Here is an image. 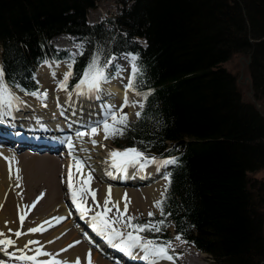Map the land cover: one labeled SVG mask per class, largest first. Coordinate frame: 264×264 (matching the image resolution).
Listing matches in <instances>:
<instances>
[{
  "label": "trees",
  "instance_id": "obj_1",
  "mask_svg": "<svg viewBox=\"0 0 264 264\" xmlns=\"http://www.w3.org/2000/svg\"><path fill=\"white\" fill-rule=\"evenodd\" d=\"M94 1L0 0L7 79L33 87L25 81L30 64L61 32L90 31L86 39L102 55L134 50L136 89L150 94L120 140L157 154L169 142L178 159L163 199L165 226L154 235L165 234L169 219L213 264H264V182L250 177L264 166V118L222 65L250 54L253 96L264 105V0H134L118 23L128 37L144 38L143 49L86 26Z\"/></svg>",
  "mask_w": 264,
  "mask_h": 264
},
{
  "label": "snow or ice",
  "instance_id": "obj_2",
  "mask_svg": "<svg viewBox=\"0 0 264 264\" xmlns=\"http://www.w3.org/2000/svg\"><path fill=\"white\" fill-rule=\"evenodd\" d=\"M129 59V63L131 65V74L129 76V82L125 86L126 94L124 106H128L129 101L127 98L128 91H135V80L138 74H140V69L136 64L138 57L134 55H129L127 57ZM115 59L114 57L104 61L101 63L100 54H95L86 65L83 70L78 82L74 86L73 91L77 95H88L90 93H98L101 91V85L110 80V77L106 74V67L111 64V60ZM75 63L74 55L71 58L70 62H68V71L64 74L62 80L57 83V87L59 90L65 91L68 93V99L70 100L72 97V92L68 91V82L73 76L72 66ZM121 71V69L117 68V74ZM3 70L0 69V120H3L5 116H10L11 112H5L3 109L5 106L12 107L13 101L17 103H22L19 101L18 97H14L10 92L8 86L3 81ZM55 73H53V76ZM21 91H24L21 89ZM26 95H31L34 97L47 99V92H25ZM137 95H141V93L137 92ZM150 93H144V98H147V95ZM46 107V104L44 105ZM141 108L143 104L139 105ZM106 109V113L104 118L98 122L87 125V131H77L75 133L77 138L81 140L88 136L91 144L95 147L97 145V141L92 138L95 135L99 134L100 130L104 132V139H115L119 136H123L124 131L128 127V117L127 114L122 112L121 110H115L112 105H104ZM138 117L140 113L136 114ZM65 142L67 143L69 149V155L72 156V159L75 163L76 170L79 172L82 168L85 167L86 162L73 155L74 146L72 143V137H66ZM81 151L87 152L88 149L82 148ZM6 160L8 158H5ZM177 161L175 158L171 159H163L157 160L155 157H146L143 152L139 151L137 148H128L124 150H112L108 153V156L105 160V164L108 167L115 169L116 171L126 174L128 168H138L139 170H144L150 165H156L159 169L160 167H165L169 164H175ZM9 163V174L11 177L12 173V160H8ZM73 165H69L68 168V183L67 189L70 195L71 201L73 205H75L76 209L81 213L82 216H88L89 212L94 214L91 215V228L101 237H103L106 243L117 250H119L124 255L129 258H135L139 255L140 259L143 261V264H161V261H168L169 264H174L175 257L171 253V242L170 241H162L158 239L154 234L159 233L163 230L165 226V221L163 219L159 221L153 222L151 219L154 217V213H149L150 219L144 223L139 222V218L136 216H132L128 214V204L130 201L127 198V194L125 193L122 200L124 202L123 210L120 209L119 201H113L111 199V186H109L106 196L101 206L96 201V192L90 188L91 181L93 179L91 171L88 172L87 179H82V182L79 186H74L73 184ZM17 171V179L20 177L18 175L19 169ZM105 175L110 178H115L113 176V172L109 171L108 168L105 170ZM165 180L170 183L169 176H165ZM163 195V194H162ZM33 202L31 207H35V203ZM87 196H91L94 207L89 208L86 207ZM163 200H158L154 202V207L159 208L161 211V216H164L163 212ZM97 209H100L99 211ZM27 213L21 214L19 219L21 225H23L25 216ZM57 222L61 221L63 218L56 217L53 218ZM45 223H49L46 221ZM43 225L38 226L36 228L29 229V233H42L46 231ZM9 232H12L9 229ZM145 233H147L152 238H145ZM17 238L25 233L21 231H16L13 233ZM176 239H181L180 236H177ZM53 241H49L52 243ZM76 243H79L78 241ZM29 245H38L35 248H30ZM9 247H15V241L10 238H6L5 234L0 232V252H3L10 259L19 261L20 264H68L67 261H61L56 257L59 254H52L45 252L43 250V246L40 245L39 241H29L28 244L25 245V249L33 252V255H28L25 252V249H16V252L20 253L19 255L16 252H9ZM69 247H74V245H70ZM61 251H67V249H62ZM39 257H49L48 260H41ZM3 264V262H0ZM75 264H80L79 258ZM87 264H91V256L90 253L87 257Z\"/></svg>",
  "mask_w": 264,
  "mask_h": 264
},
{
  "label": "bare ground",
  "instance_id": "obj_3",
  "mask_svg": "<svg viewBox=\"0 0 264 264\" xmlns=\"http://www.w3.org/2000/svg\"><path fill=\"white\" fill-rule=\"evenodd\" d=\"M54 72H56L57 74H60L61 70H54ZM39 77H40V79L44 85H45L46 81H50V83H51L50 87L52 89H55L53 86L55 85V83L57 85L56 81L58 78H56L55 76H51L50 78L47 79V78L42 77L41 75ZM121 87L122 86L119 84V80H112L111 82L106 83V90H108L107 93H109V94H107L108 99L105 98L104 100L101 98V96H103L104 94H101L100 92L90 93L88 95L74 94V95H72L71 99L69 100L68 96H64L59 91L55 90L54 96H53L54 98H52V102L51 103L44 102V103H42V105L46 104V107L50 106L49 108L46 109V110H49L50 113H55V111H54V108H55L56 113H58L59 115L62 113L63 115H65L67 117H72L75 119H76V115L80 116L81 118L84 116L85 121L88 120L89 122L93 121L95 119H98L100 116H102L106 113V109L104 108V105H106V104L112 105L115 110L124 108L128 111V113L131 114V112L135 109V100H134L133 96L127 92V98H128L129 104H128V106H124L126 89L121 88ZM113 97H114V99H111ZM86 100H90V101H86ZM35 102L36 101H34V100L30 101V103H31L30 105L35 106ZM26 107H28V106L26 105ZM70 113H72L74 115L69 116V115H71ZM68 120L71 121L70 119H68ZM64 123L65 122H63L62 124H64ZM65 124L68 127L70 126V123L67 121ZM80 124L83 125L84 121ZM46 130H47V127H46ZM75 130L77 131L78 129H75ZM102 135H103L102 130H100L99 134L95 135L94 138L97 142L102 143V145L106 146V144L108 145V143H107V141H104V138ZM28 136L33 137L30 135H28ZM75 138H76L75 139L76 143H74V144H75V146L77 145L80 148H78V150H79L78 154L73 152V155L77 156L78 158L82 157V159L84 157H87L86 159H88V161H90L89 164L93 163L92 168H96L97 170H99V172H101V173H99V172L94 173V174H96V175H93L94 176L93 178H95V180L94 179H92V180L93 181H99V183L101 184V185H94V189H96V190L98 189L97 194H99V196H100L99 198H100L102 203L104 202L106 192H107L109 186H111V199L113 201H119L120 202L119 205H121V206L124 205L122 197H124L125 193L127 194V198L131 203L130 206L131 207H133L134 205L140 206L141 209H146L154 201H156L159 198V196L161 195V192H162V182H161L162 176H161V174L157 173L154 169H151L148 171L144 170L143 172H141L140 170H136V172H132L130 170H127V173L123 174V173L116 171L115 169L110 168L109 171H112L113 176L115 177V178H110V177L105 175V172L103 173V171L106 170V168H108L105 165V160L104 159L97 160V159H101L102 155H100V154L102 153V151H101V149L97 148L96 146L101 148L102 147L101 144H97L94 147L91 143H87L89 140L88 136H85L82 140L80 138H77L76 136H75ZM77 140H79V141H77ZM82 148H86V149H88V151L87 152L81 151L80 149H82ZM93 149L98 150L101 153L98 154L99 152L96 153L95 151H92ZM74 150H75V148H74ZM61 154L63 155V153H61ZM66 155H69V153L65 154V156ZM87 155L92 156V158H89ZM6 156L9 159L13 160V158H11V156H13V155H11L9 153H5L3 151H0V170L3 171V174L5 172L3 163L6 161V159H5ZM16 158L23 161L24 167L25 166L28 167L27 173H28L29 178L27 177L28 179L26 180L28 190L31 191L32 188H38V187H40V185L41 186L43 185L46 188V192L43 194L42 198H40L38 200V202L35 203V207H31V205L33 204V202L37 201V199L39 197H35L32 202L27 201L26 208H24V207H19V208H17V207H5V208L0 207V227L2 228L1 232H3L4 229H7L8 233H11V232H9V229H11L12 232H16V231H20V229L22 227L21 232L25 233V234L21 235V237L18 238L17 240H13V241H15V248L16 249H25V245H26L25 243H28L29 241L35 240V241H39L40 245L44 246L43 250L45 252L52 253L54 255L60 254L62 249H64L68 245H71V244L73 245V242L78 241L75 238L79 239V237L77 235V233H78L77 230H79V228H81V227H76V229H73V220H75L76 218L69 216V213H68V210H70V209L75 210L76 207L70 208V209H64V206H63L62 194H61V190L59 187L62 186V183H65L68 181V177H66V181L64 182V178L62 175L63 171H60L61 173L58 172L61 162H58L56 160V158H53L51 156H48V155L29 156L25 153V154L18 155V156L14 155V160H16ZM2 159L4 162L2 161ZM26 159H27V161H26ZM63 163H65V167L67 169L69 168V165H73L72 171H73V184H74V186H78L79 183L81 184L82 179H87L89 168L87 171V168L84 167L78 172L76 170L75 163H74L73 159L70 157L68 158V156L65 158V160H63ZM56 165H58V171L56 170ZM85 166H86V164H85ZM160 169H161V171L163 170L164 174H165V168L160 167ZM60 170H61V168H60ZM31 171L36 172V174H37L36 177H35V175L30 177ZM37 171H39V172H37ZM91 174H93V172ZM164 174H163V176H164ZM158 175H159V177H158ZM153 176L156 177V180L154 182H152V184L150 186L138 187L137 189L133 187V186H140L144 183H147V182H142V181L146 180V179L151 180V178ZM59 177H61V180H60L61 183L58 179ZM1 181H3V176L0 177V182ZM122 183H126L128 185L122 184ZM135 183H139V184H135ZM59 184H61V185H59ZM125 186L128 188L124 189L123 187H125ZM2 196L3 195L0 193V198ZM14 199L20 200L19 198H13V200ZM63 199H70L69 193H66L65 197H63ZM10 200H12V198ZM42 204H43V207L41 209ZM56 205L58 207L57 210H55ZM40 209H41V211H39ZM4 212H9L12 214L16 213L18 215L17 222L15 224H8V225L1 222L2 216L4 215ZM27 212H29L27 217H26L27 219L25 218L23 225H21L19 217L21 214H24ZM35 212L38 213L39 215H36ZM56 217H60L63 219L61 221L57 222L55 219H53ZM35 219H36V221H35ZM46 221L50 222V224L45 223ZM55 224H56V226H58V225L59 226L61 225V226L58 228H53V227H55L54 226ZM41 225H43V227L45 229H47L46 231H44L47 233L46 235H43L44 232H42V233L38 232L35 234L29 233V231H28L29 229L36 228V227L41 226ZM23 227H25V229H23ZM51 228H52V230H50ZM68 231H70L69 235L62 237L63 236L62 234H64L65 232H68ZM87 236L91 237L88 234L84 235V238H83L84 244L85 243L87 244L89 242V240L85 239ZM58 238H60V241L58 243H52V244L49 243V241H54ZM26 241H28V242H26ZM87 245H88L87 247L76 248L75 251L70 256H66L63 258V257H60V255H58L56 258L61 260V261H67L68 264H75V262L77 261V258H79L80 264H85V263H87V257L89 254V253H86V251L93 250V249H91V248H93V246L91 247V244L90 245L87 244ZM34 246L35 245H29L28 247L30 249V248H34ZM174 248L182 249L185 247H182L179 245H177V246L174 245ZM185 250L188 254L187 255L188 259L185 258L186 259L185 264H195L198 257H199L198 256L199 254L197 255L198 252L190 246L185 248ZM25 252L28 255H33V252L29 251L28 249H25ZM81 253H82V261L80 260ZM19 254L20 253H18V255ZM90 256H91V264H111L107 260L102 258L100 255H98V253H96L95 250L93 251L92 255L90 253ZM39 259L48 260L50 258L49 257H39ZM131 259L136 264L138 262L143 264V261L140 259L139 255H137L135 258H131ZM180 260H182V258ZM182 262H184V261L182 260ZM161 264H169V262H165V263L161 262Z\"/></svg>",
  "mask_w": 264,
  "mask_h": 264
},
{
  "label": "rangeland",
  "instance_id": "obj_4",
  "mask_svg": "<svg viewBox=\"0 0 264 264\" xmlns=\"http://www.w3.org/2000/svg\"><path fill=\"white\" fill-rule=\"evenodd\" d=\"M118 2H119V0H99L98 2H97V5H96V7L94 8V9H91V11L89 12V15H90V17L92 18L93 17V22H97V20L99 19V17L97 16V13L100 11V10H102L103 12H105V13H103L102 15H100V17H102V16H104L108 11L109 12H112L113 10H114V8H115V6H118V9H119V5H118ZM115 13H117V12H115ZM114 14V13H113ZM105 17H107V15H105ZM57 42H56V44L57 45H60V46H64L65 44H67V39H65V38H58L57 40H56ZM139 42H141V41H139ZM142 43V42H141ZM57 49H60V48H58L57 47ZM66 48H62V49H60V50H65ZM1 51V50H0ZM246 55L247 54H239V53H237V54H234V55H232L231 56V58L229 59V61L226 63H222V65L224 64V66L230 71V72H232L233 73V75L235 76V79H236V84H237V87H238V89L240 90V92H241V95H242V97L244 98V99H246V100H250L249 98H250V90H249V88H250V80H249V69H248V64H247V58H246ZM128 56H119V57H114L115 59H112L111 60V64L110 65H108L107 67H106V74L110 77V79H113V78H115V79H118L119 80V82H123V84L125 85H127L128 84V82H129V76H130V74H131V67H130V65H129V59L127 58ZM50 62H52L51 60H49V62L48 63H50ZM61 64V66L60 65H56V66H52V65H47L45 68H46V70H44V72H42L43 70H41L40 72H42L41 74H39V76L41 75L42 77H44V78H50L51 76H53V75H51V74H53V73H55V77H56V72H54V70H61L62 71V66H64V64H62V63H60ZM65 67H66V65H65ZM117 68H119V69H121V71L117 74ZM69 69H68V67H66V69H64V71H63V73L60 75V77L58 78V79H60V80H62L63 79V77H64V74L68 71ZM110 70V71H109ZM57 78V77H56ZM38 79V81H39V78H37ZM57 79V80H58ZM112 80H109L108 82H111ZM40 82V81H39ZM108 82H106V83H108ZM48 83H50V81H46L45 82V85L46 84H48ZM106 83H103L102 85H101V88H103V86H105V88H106ZM125 85V86H126ZM43 86H44V84H43ZM51 85H47V87H50ZM58 90V89H57ZM47 92V95H50L49 96V100H50V103L52 102V98H54L53 96H54V91L52 92V90L51 89H46V90H43V89H41V92L40 93H43V92ZM61 94H68L67 92H65V91H62V90H58ZM69 91V90H68ZM70 92V91H69ZM100 93H101V91H99ZM75 94V92L72 94V95H74ZM132 96H133V98H134V100H135V106H137V109H139V105H140V97L137 95V94H135V93H133V94H131ZM25 98H29V99H25ZM25 98H23V99H25V101L27 102V103H29L31 100H37L36 98H34L33 99V97H25ZM251 101V100H250ZM44 102H48V100L46 99V100H44ZM38 103V104H37ZM29 104H31V103H29ZM17 105V104H16ZM28 106V105H27ZM18 107V106H17ZM48 107H45L44 105H42L40 102H35V106H33V107H31V114L32 115H39V116H42V118H48L49 119V117L51 116V113H50V111L49 110H46ZM16 111H17V108L15 109ZM119 110V109H118ZM260 110L262 111V109L260 108ZM40 111V112H39ZM134 111V112H133ZM132 112H131V119H134L135 117H136V113H135V110H133ZM37 112V113H36ZM262 112H264V111H262ZM14 113H15V111H14ZM53 115H55L54 117L56 118L55 119V121H58L59 120V118L56 116V114L57 113H52ZM48 121V120H47ZM51 121H53V120H51ZM60 122H62V121H65V119L63 118V119H60L59 120ZM95 122H97V121H95ZM94 122V123H95ZM76 123V122H75ZM86 128V127H85ZM82 129V131H84V130H88L87 128L86 129ZM78 131H81V130H78ZM76 132L75 131H73L72 133H70L69 135L71 136L72 134H75ZM102 133H104L103 132V130H102ZM103 136V135H102ZM92 138H94V137H92ZM104 138V137H103ZM95 139V138H94ZM87 143H91L90 142V140H88V142ZM108 143V142H107ZM97 144H101V148L100 147H98V146H96L97 148H99V149H101V151H102V153L100 152V151H98V150H92V151H95L96 153H98V154H100V155H102L101 156V159H97V160H102V159H104V160H106V158H107V155H108V153L110 152V151H112L113 149V147L111 146V144L109 143L108 145L106 144V146L105 145H102V143H97ZM77 146V145H76ZM2 150V149H1ZM3 152H5V151H3ZM21 152V151H20ZM5 153H9V154H11V155H13V156H11V158H13V160L12 159H9L7 156V160L4 162L3 161V159H2V161L5 163H3V166H4V174H3V171H1L0 170V177L1 176H3V181H1L0 182V193L3 195L1 198H0V207H3V208H5V207H17V208H19V207H24V208H26V204H27V201H29V202H32L33 201V199L35 198V197H40L41 196V194H44L45 192H46V188L42 185H40V187H38V188H32L31 189V191L30 190H28V186H27V184H26V180L29 178V176H28V173H27V169H28V167H24L23 166V161L22 160H20V159H17L16 158V160H14V155H22V154H25V153H22L21 152V154L20 153H18V152H15V154H14V152H8V150H6V152ZM76 154H78V152L76 153ZM33 155H35V153H33ZM38 155V154H37ZM36 155V156H37ZM42 155H44V154H42ZM5 157V158H6ZM151 157V156H150ZM91 158H92V156H91ZM157 159V158H156ZM8 160H12V173H11V177H10V174H9V163H8ZM157 160H160V159H157ZM26 161H27V159H26ZM62 162H63V160H62ZM72 162V161H71ZM17 169H19V173H18V175H19V177H20V179L18 180L17 179ZM25 169V170H24ZM130 169V168H129ZM147 169H148V167H147ZM151 169H154L157 173H159V174H161V176H162V178L164 177L163 176V174H164V171L162 170L161 171V169L159 168H157V166L156 165H150V167H149V169L148 170H151ZM56 170L58 171V165H56ZM88 170V169H87ZM136 170H139L138 168H136ZM145 170V169H144ZM144 170H140L141 172H143ZM61 170H60V167H59V173H61L60 172ZM89 171H90V169H89ZM92 171V170H91ZM37 172H39V171H37ZM92 173V172H91ZM95 173V172H94ZM92 174V177H94L93 175H96V174ZM33 175H35V177H36V172L34 171V172H30V177H32ZM257 177V178H261V179H263L264 180V168L263 169H261V170H257V172L256 173H251L250 174V177L251 178H253V177ZM28 177V178H27ZM158 177H159V175H158ZM161 178V179H162ZM59 179V181L61 180V177H59L58 178ZM94 180H95V178H93ZM60 183H61V181H60ZM31 185V184H30ZM59 185H61V184H59ZM94 185H101L100 183H99V181H91V184H90V188L92 189V190H94L95 192H96V200H100V196H99V194H97L98 193V189L96 190V189H94ZM145 187V186H144ZM60 188V190H61V194H62V202L64 201V199H63V197H65V194L62 192V186H60L59 187ZM124 189L125 188H128V187H123ZM161 195H162V192H161ZM161 195L159 196V198L161 197ZM12 198V200H10ZM13 198H19L20 200H17V199H14L13 200ZM158 198V199H159ZM157 199V200H158ZM100 203H101V206L103 205V203L101 202V200L99 201ZM98 202V203H99ZM155 202V201H154ZM154 202L149 206V207H147L146 209H141L140 208V206H136V205H134L133 207H131L130 206V204L131 203H129L128 204V212H133V213H136V214H148L149 213V211H151L152 209H156V207H154L153 205H154ZM99 203V204H100ZM91 205H94V203L93 202H91ZM42 207H43V204L41 205V209H42ZM119 207H120V209L121 210H123V208H124V205H119ZM57 205L55 206V210H57ZM41 209L39 210V211H41ZM28 213L29 212H27V214H26V216H25V218L27 217V215H28ZM35 214L36 215H39L38 213H36L35 212ZM27 219V218H26ZM17 220H18V215L16 214V213H14V214H12V213H9V212H4V215L2 216V220H1V222H3V223H5V224H15L16 222H17ZM35 221H36V219H35ZM74 223H75V220H73V227H74ZM61 226V225H60ZM59 225H58V227H60ZM57 227V228H58ZM1 227H0V232H1ZM21 229H22V227H21ZM21 229H20V231H21ZM23 229H25V227H23ZM50 230H52V228L50 229ZM49 231V230H48ZM64 232V231H63ZM69 232L70 231H68V232H65L64 234H62L63 236L62 237H64V236H68L69 235ZM2 233H4L5 234V237L6 238H10V239H12V240H17L18 238L13 234L14 232H11V233H8V231H7V229H4L3 230V232ZM47 234V233H46ZM79 234L80 233H77V235H78V237H79V239L78 238H75L76 240H78V242H79V244L77 245L76 244V242H73V245H77V246H75V247H72V248H69L67 251H65L62 255H60V257H66V256H70V255H72V253L75 251V249L76 248H78V247H87L88 245L87 244H89L90 242H88L87 244L85 243L84 244V240H83V237L81 238V236H79ZM44 235V234H43ZM72 236V235H71ZM56 238V237H55ZM86 239V238H85ZM178 241L179 239H176V236L175 235H173V237L171 238V241ZM60 241V238H58V239H56V240H54L52 243H58ZM181 241V240H180ZM81 242V243H80ZM51 243V244H52ZM72 245V244H71ZM90 245V244H89ZM174 245L175 246H177V245H179V246H182V247H185V248H187L188 246H190V245H186V244H184L183 242H180V243H172L171 242V250H172V253L174 254V257L175 258H177L182 264H185V258H187L188 259V254H187V252H186V250H185V248H182V249H176V248H174ZM68 246H70V245H68ZM67 246V247H68ZM190 247H192V246H190ZM66 248V247H65ZM64 248V249H65ZM193 248V247H192ZM91 249H93V248H91ZM194 249V248H193ZM10 252H16V248L14 247H9V249H8ZM85 250V249H84ZM95 249H93V250H88V251H86V253H91V255H92V253H93V251H94ZM195 250V249H194ZM176 251H178L179 253H178V255H177V252ZM197 251V250H196ZM100 252V251H99ZM98 251H96V253H98V255H100L101 256V252L99 253ZM198 253H197V255L199 256L198 257V259H197V261H196V263L195 264H209V262H210V259H209V257L207 256V255H205V254H203V253H201V252H199V251H197ZM184 253V254H183ZM16 254L18 255V253L16 252ZM81 258H80V260L82 261V253H81ZM102 257V256H101ZM179 257V258H178ZM103 258V257H102ZM182 258V260L184 261V262H182V260H180ZM106 260V259H105ZM11 261H16V260H13V259H11ZM140 261V260H139ZM0 262H3V264H7L8 262L5 260V255L3 254V253H1L0 252ZM16 262H18L19 264H20V262L19 261H16ZM162 263H165V262H168V261H161ZM126 264H128V263H126Z\"/></svg>",
  "mask_w": 264,
  "mask_h": 264
}]
</instances>
